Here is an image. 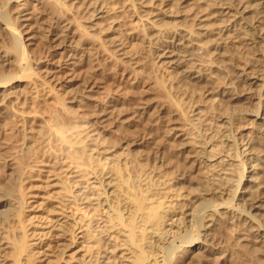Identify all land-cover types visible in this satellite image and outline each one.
Segmentation results:
<instances>
[{
  "label": "bare ground",
  "instance_id": "bare-ground-1",
  "mask_svg": "<svg viewBox=\"0 0 264 264\" xmlns=\"http://www.w3.org/2000/svg\"><path fill=\"white\" fill-rule=\"evenodd\" d=\"M107 1L36 0L43 15L35 20V23L39 26L46 24L43 26L47 28L54 25L60 31L67 32L70 27H74L75 30L85 32L88 28L81 25L82 20L91 23L110 20L111 17L105 10ZM142 1L131 0L130 8L145 30L148 40L158 33L160 36L158 31L161 25H165L168 29L162 35L167 36L173 45L182 44L179 53L202 59L208 58L210 63L206 64L205 68H194L193 71L201 74L203 70H209L210 77H220V72L225 73L232 69L231 76H228V81L216 90L207 87L203 76L196 77L194 82L189 83V88L183 84L177 87L172 84L182 96L179 99H169L164 112L168 116L178 117L179 121H175L176 123L166 130L156 126L155 129L153 127V131L162 132L161 134L170 131V141L177 150L176 156L183 157L175 164H168L163 157L157 156V152H154L153 156L152 154L148 156L149 160L151 157L152 166L149 172L147 158L143 160L145 156L133 149L142 145L141 138L131 134L132 138L124 142V147L118 146L122 152L113 154L111 158L109 155L115 148L113 143L93 139L92 143L87 144L89 133L95 129L87 130L90 124L78 125L76 120L62 123L53 109L50 111L49 121L44 122L41 127L35 143L23 147L25 149L23 157H16L9 153L20 140L15 134L16 120L11 119L9 112L0 108V129L4 126L9 131L5 133V138L0 137V160L6 159L3 173L0 170V264H5L7 253L12 257L11 264H34L37 258L34 257L35 254L32 253L34 248L31 246L40 243L27 245L28 237L30 234L34 235L35 230L31 233L26 230L24 212L29 205L31 207V196L34 197L37 193L44 197L45 190L52 195L55 194V184L59 181V191L54 200L61 206H52L50 209L56 217H60L58 222H61L57 228L55 227L57 231L53 237L68 243L67 246L74 244L75 248H81V251L80 248L77 250L81 252L78 264H169L173 259L171 253L181 251V249L177 251V248L166 251L170 243L180 238L186 248L197 249L200 246L196 245L198 237L201 236L207 241L214 226H219L225 219L246 221L252 235L246 234L244 237L249 236L255 243L258 242L256 241L258 238L264 240V223L256 220L249 211L240 209L233 202L240 199L238 191L247 160L244 158L250 157L252 146L250 142L242 139L240 130L235 128L241 120L240 116L228 114L230 104L225 105V101L216 98L224 96L226 89L227 94L235 90L238 93L250 90V85L259 80L258 77L252 76L254 72H261L257 66L252 64L244 65V68L231 66L237 53L229 51L227 44L235 42L232 38L229 39L228 31L234 32L236 27L244 22L243 14L247 12V8H257L264 0H191L193 7L197 6L198 10L194 12L195 19L190 23L180 11L171 12L163 9L175 5L176 0L154 2L149 0L146 4H151L150 9L147 7L148 9L140 11L137 5ZM11 3L14 4L13 10L19 11V16L15 18H12L10 10H7ZM28 4V0L0 2V22L3 25V30L0 29V47L3 48L2 52L0 51V89L37 75L33 70L31 58H35L38 51L37 49L32 51L33 55L30 53L19 30V26L23 25L22 23L16 25L15 21L29 20L21 17ZM199 4L203 6L198 7ZM205 10L209 12L204 13ZM213 16L215 20L211 22ZM164 18H171L174 22L167 26L165 21L162 22ZM112 30L115 29L112 27ZM54 35L58 37L54 40L58 45L62 42L58 39L63 35ZM112 40L113 38H101V46L104 47L106 43L115 49L114 51L122 50L116 57L126 59L123 61L125 63L137 65L138 59H128V55L131 57L129 51L121 47V42ZM209 44L213 50H208L206 54ZM82 45L85 46L86 53L93 48L88 38L83 40ZM142 59H145L144 56ZM86 61L89 64L90 56ZM213 61L220 66L213 65ZM182 66L189 68L187 63H182ZM140 67L146 72L145 62H141ZM212 67L215 70H211ZM262 74L264 75V72ZM185 77L188 78L190 75ZM185 84L188 85V81ZM200 84L206 86H201L200 88L204 89L197 95L198 93L192 89H199ZM263 86L264 80L261 88ZM51 87L52 83L50 84L52 91ZM9 94L6 91L0 92V101L5 107L11 105L18 97H7ZM211 94H213L211 97L215 98L212 102H206L204 97ZM50 99L52 104L55 98L52 96ZM214 102L218 103L217 106ZM199 106L205 113H201ZM219 106L223 108L222 112L217 111L216 107ZM205 114L208 118H203ZM254 117V120H264V109L261 111L258 109ZM2 123L4 125L1 126ZM232 129L234 133L228 132ZM256 137L259 139L258 143H262L264 130L256 128ZM161 142L160 135L152 139V144L156 148ZM65 153L70 155L77 171L85 175L83 185L77 183V180L71 181L77 177L71 175L78 172H71L70 166L63 165L65 157L61 156ZM131 158L145 162L138 163L131 170L128 166ZM212 158L213 160H209ZM233 168L242 172L236 175L237 171L232 170ZM59 172L63 173V178L55 180ZM234 173L236 179H233ZM246 182H251L250 178H246ZM184 184L187 186L184 187ZM183 188L187 190V202L172 200L169 193ZM225 194L231 198L229 201L215 203L214 199H220ZM180 196L181 194L177 193L175 197ZM246 200L251 201L252 209L260 208V198ZM43 201L40 207L48 209L49 201ZM198 201L200 202L195 206ZM70 203L71 209L64 213L61 207L65 205L68 207ZM47 204L49 205L45 206ZM89 211L96 216L94 220L88 218ZM52 219L48 217L45 224L51 223ZM190 227L192 234L189 235ZM46 228L48 231L43 234L41 232L37 240L42 236L51 235L55 229L52 228V224H48ZM111 233L114 235L110 236ZM9 237L16 238L18 244L11 246ZM242 240L248 241L244 238ZM102 245L106 253L100 250ZM242 246L251 247L247 243ZM186 251L182 250V253ZM165 254L170 255L169 259L164 256ZM109 257L110 263L107 261Z\"/></svg>",
  "mask_w": 264,
  "mask_h": 264
},
{
  "label": "rangeland",
  "instance_id": "rangeland-1",
  "mask_svg": "<svg viewBox=\"0 0 264 264\" xmlns=\"http://www.w3.org/2000/svg\"><path fill=\"white\" fill-rule=\"evenodd\" d=\"M28 1L29 4L21 13V17L29 20L19 21L15 19V21L17 22L16 25L21 23L23 25L19 26V30H21L24 43L30 53L32 54V51L36 49L38 51L37 56L31 58L33 70L37 72V75L14 82L10 86L0 89V92L6 91L10 93L7 97L15 98L18 96L7 107L0 101V108L9 112L11 119L15 118V128L17 129L15 134L20 138L15 143L14 149L10 150L9 153L16 157H23L22 154L25 152L23 147H28L35 143L41 127L44 122L49 121L50 111L53 109L62 123L68 120H76L78 125L90 124L91 126L87 130L95 129L89 133L87 144L92 143L93 139L104 143H113L115 148L109 155L111 158L113 154L122 152L118 146L124 147V142H128L127 140L132 138L131 134H134L137 138L142 139V145L133 147V149L138 151L140 155L145 156L143 160L147 158V172L152 169L151 157H149V160L148 156L151 154L153 156L154 152H157V156L163 157L168 164H175L180 161L183 156H176L177 150L170 141V131L168 133L164 132V136L161 134L162 132L153 131L156 126L166 130L172 127L176 123L175 121H179L178 117L168 116L164 112L166 105L169 104V99H179L182 96L175 87L183 84L189 88V83L194 82L196 77L203 76L207 82V87L209 86L210 90H216L228 81V76H231L232 69L227 70L225 73L220 72V77L212 76L214 78L208 74L209 70H203L201 74L193 71L192 69L194 68H205L206 64L210 63L208 58L202 59L198 56L179 53L178 51L182 44L176 43V45H173L167 36L162 35L168 29L165 25H161V29L158 31L161 34L160 36L158 33L157 36L154 35L151 40H148L145 30L131 11V0H108L105 10L111 17L110 20L107 22L92 21V23L88 20H82L80 22L81 25L88 28L85 32L75 30L74 27H70L66 32L60 31L54 25L49 28L43 26L46 24L36 25L35 20L42 17L43 11L38 8L36 0ZM148 2L149 0H143L140 5H137L138 10L150 9L151 4H146ZM13 5L11 3L7 10H10V16L15 18L19 16V11L13 10ZM200 6L203 5L199 4L198 7ZM196 7H193L191 0H176L175 5L166 6L163 9L171 12L180 11L190 23L195 19L193 16L194 12L198 10ZM205 12L209 11L205 10ZM243 16L244 19L242 21H244V24L242 23L236 27L237 29L234 32L228 31L229 39L232 38L235 41L227 44L229 46L228 50L236 51L237 53L231 66L244 68V65H255L260 68L261 72H254L252 76L258 77L259 80L255 84L250 85V90L242 93H238L235 90L227 94L225 93L227 92L226 89V91L224 90V96H215L225 101V105L230 104L231 109H228V114L240 116L241 120L238 121L239 123H237L235 128L240 130L242 139L245 142H250L252 146V154L250 157L244 158H247V160L246 164H244L243 178L238 191L240 199L233 202L240 209L249 211L256 220L264 223V202H262L264 201V140L262 143H258L259 139L256 137V128L259 127L264 130V120H254V115H256L258 109L259 111L262 108L264 109V86L261 88L264 80V75L262 74L264 72V3L257 8H247V12ZM211 19H213L211 22H214L215 16ZM163 21L167 23V26L174 22L171 18H164L162 19ZM95 22L96 24L94 25ZM159 23L161 24V21ZM112 27L115 30H112ZM213 27L216 28L215 24H213ZM0 29L3 30L1 22ZM251 32L252 34H250ZM54 34L63 35V37L58 39L62 40L58 45H56L58 42L54 41L58 37ZM86 34L88 35L87 37ZM104 37L113 38L112 41L121 42V47L124 50H128L131 55L130 57L127 53L128 59H138L137 65L125 63L123 61L126 59H121L122 57L119 56L116 57L122 50L119 52L114 51L115 49L106 43L104 44L106 47L101 46V38ZM87 38L89 44L93 45V50L91 49L89 53H86L87 50H84L85 46L82 45L83 40ZM2 49L0 47L1 52ZM210 49L213 50L211 44H209L207 52L205 51L206 54H208ZM1 55H4V53H1ZM89 56L91 61L88 64L86 60ZM142 56L145 59H142ZM141 62L147 64L146 72L141 69ZM182 63H187L189 68L183 67ZM213 65L216 67L220 66L215 61H213ZM211 70H215V68L212 67ZM189 75L190 77H185ZM187 81L188 85L185 84ZM51 83L52 91L50 90ZM172 84L175 86L174 88ZM203 85L200 84L198 86L199 89H191L195 90L196 94L198 93L197 95H200V90L204 89L200 87ZM170 86L172 87L170 88ZM52 96L55 99L51 104L52 100L50 98ZM211 96L213 94L204 97V100L212 102L215 97L212 98ZM214 104L217 106L218 103L214 102ZM259 104L260 107L258 108ZM199 108L201 113H205L201 106ZM216 108L218 112L223 111L220 106ZM205 117L208 118L207 114L203 118ZM2 125L4 124L2 123ZM8 132L7 127L2 126L0 137L5 138ZM228 132L234 133V129ZM159 135L162 142L156 148L152 144V139ZM61 158L65 159L63 165L70 166L69 171L76 172L78 170L75 168V164L72 163L69 154L65 153ZM209 160H213V158ZM141 162L144 163L145 161L131 158L128 166L132 170L133 167H136ZM5 164L6 159L0 160L1 172ZM232 170L237 171L235 172L236 175L242 172L236 168ZM250 170L251 172H249ZM77 172L71 175V177L77 176L71 181L77 180V183L79 182L80 185H83L85 175L81 171ZM235 173L233 174V179H236ZM62 176L63 173L59 172L55 180L62 179ZM246 178H250L251 182H246ZM183 186L185 187L187 184ZM59 187L60 181L55 184L54 190L56 193L53 195L48 190H45L46 194L43 195L44 197L35 193V196H31L32 199H30L31 207L29 205L24 212L26 230H28V233L35 230L34 235L30 234L28 237L27 245L34 242L40 243V245L31 246L34 248L32 253L37 258L34 260V264L79 263L81 252L77 250L80 247L75 248L74 244L67 246L68 243L61 241L60 238L53 237L61 221L58 222L60 217H56L50 208L52 206H61L54 200ZM177 193H180L181 196L175 197ZM186 195V188L169 193L172 200L177 199L180 203L187 202ZM246 198H260V208L252 209L251 201L246 200ZM230 199L225 194L220 199H214V201L215 203H221ZM43 200L49 201L50 207L48 209L40 207L41 202H44ZM199 202H196L195 206ZM71 207L72 204L70 203L68 207L66 205L61 207V210H64V213H68ZM198 207L197 205L196 208ZM87 215L92 220L96 218L92 211H89ZM48 217L53 218L51 223L48 224H52V228H56L52 230L51 235L42 236L37 240L41 232L43 234L48 231L46 228L48 224H45ZM191 230L192 228L190 227L189 232ZM246 234L252 235L246 221L225 219L219 226H214L209 237H207V241H204L201 236L198 237V244L196 245L200 246L197 249L194 247L186 248L180 238L170 243L166 251H172L176 248L177 251L180 249L181 251L171 253L173 259L169 264H264V240L258 238L256 239L258 242L255 243L253 242L254 239L250 240L249 236L247 238L244 237ZM113 235L111 233L110 236ZM242 238L248 241L245 242ZM9 242L11 246H14L19 241L16 238L9 237ZM79 242L80 240H78ZM245 243L251 245V247L242 246ZM165 246L167 245L163 247ZM100 250L106 253L103 245ZM182 250L187 251L182 253ZM7 252L10 251L7 250ZM39 252L40 254H38ZM6 255L5 264H11L12 257L9 253ZM164 256L167 259L170 257L169 254ZM110 259L109 257L107 260L109 263Z\"/></svg>",
  "mask_w": 264,
  "mask_h": 264
}]
</instances>
